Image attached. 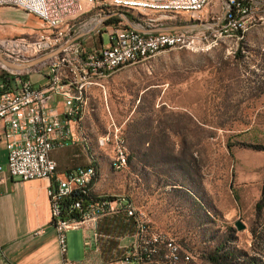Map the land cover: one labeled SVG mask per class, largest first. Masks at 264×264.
Here are the masks:
<instances>
[{"label":"rangeland","instance_id":"rangeland-1","mask_svg":"<svg viewBox=\"0 0 264 264\" xmlns=\"http://www.w3.org/2000/svg\"><path fill=\"white\" fill-rule=\"evenodd\" d=\"M251 1L255 7L239 41L222 32L224 0L208 3L216 10L211 15L207 9L171 13L155 22L148 20L158 14L147 7L89 4L66 21L70 28L92 24L88 48L95 36L104 41L109 26L184 32L191 42L95 77L84 91L80 121L81 137L99 164L113 157L99 137L114 130L115 151L127 154L126 167L114 170L111 195L100 196L126 195L151 230L189 253L181 264H211L206 255L216 246L234 254L221 264H264V0ZM0 23L7 34L41 25L10 6L0 8ZM188 25L200 26L178 30ZM30 79L43 83L40 74ZM236 220L243 229L235 228ZM65 246L67 261L83 260L80 228L65 232Z\"/></svg>","mask_w":264,"mask_h":264},{"label":"built area","instance_id":"built-area-1","mask_svg":"<svg viewBox=\"0 0 264 264\" xmlns=\"http://www.w3.org/2000/svg\"><path fill=\"white\" fill-rule=\"evenodd\" d=\"M116 1L106 0L105 7H111ZM139 7H147L156 11L155 22L164 19L168 14L176 12H197L199 7H207L211 0H133ZM233 2L237 19L241 15H250L249 4ZM88 4L96 0H0V7L10 6L36 16L40 20V28L32 29L27 34L0 36V54L12 66H19L39 61V56L61 46H71L83 53L80 62L101 72V65L109 61L112 54H121L137 48H145L148 40L135 39L124 30H115L109 26L104 41L101 35L95 36L100 45L87 49L80 44L72 46L73 35L86 34L90 22L80 27L63 29L65 17H72L76 12H85ZM207 14L216 13L213 5L206 8ZM139 12V11H136ZM224 11H222V15ZM53 21H61V28H53ZM1 26V23H0ZM200 25H188L178 30L192 29ZM236 29V28H235ZM94 38V37H92ZM72 87H64L58 78L57 70L40 74L45 78L43 85H35L28 78L10 79L0 77V136L5 150L4 169L9 178L18 180L45 179L50 182L55 172V162L49 157L50 150L62 148L68 143H75L71 135L72 108L78 104L77 89L81 85L80 75H74ZM60 102V108L53 101ZM116 130L99 137L102 145L108 146V153L113 155L115 166L119 170L125 168L123 157L115 152ZM88 165V164H86ZM0 162V171L2 169ZM82 176L81 166L64 173L47 187L50 223L55 230L61 264H75L65 259V232L89 226L107 215H122L130 219L134 225V240L120 255L99 264H181L190 259L186 251H182L169 235L150 229L149 219L138 210L126 195L92 196L89 187L76 190L75 199L65 205L66 188L74 186L75 180ZM2 178H0V182ZM83 197L87 198L83 204ZM111 199H124V206H111ZM36 230L35 233H39ZM82 243L88 245L87 235H83ZM1 254V247H0Z\"/></svg>","mask_w":264,"mask_h":264},{"label":"crops","instance_id":"crops-1","mask_svg":"<svg viewBox=\"0 0 264 264\" xmlns=\"http://www.w3.org/2000/svg\"><path fill=\"white\" fill-rule=\"evenodd\" d=\"M1 31V25L0 36L27 34L31 30L24 32V29L20 28L8 34ZM89 37L86 34H77L74 36L73 42L81 43L84 46ZM95 41V47L99 46L100 40ZM53 55L54 53H46L40 57V61L19 66H11L2 60L0 72L7 69L14 72L9 78H28L31 81V74L47 73L48 63ZM42 79L43 83L41 84L31 82L35 85H43L45 78L42 77ZM68 81L67 78L62 80V83L66 84L65 87H69ZM53 104L60 108L59 101L54 100ZM70 128L73 137H80L78 135L83 129L81 123L72 121ZM79 140L76 143H68L62 148L49 151V157L55 162V172L50 182L45 179L22 181L9 178L6 175L4 169L5 150L3 139L0 136V162L3 166L0 171V178H2L0 182V264H61L55 230L50 223L47 187L49 184H53L56 179L62 178L65 172L79 165H83L82 168L96 166L98 171L89 184L90 192L95 196L111 195L109 192L114 188L116 176L114 174L116 171L114 172L112 168L113 157L110 159V163L107 160L106 164H99L98 155L95 151H91L88 140L81 138ZM87 163L88 165H86ZM134 205L140 210L139 206L135 203ZM36 230H40V232L35 233ZM134 230L132 221L122 215H107L99 218L89 228L81 230V239L83 240L84 234L87 235L88 245L84 246L82 243L84 258L81 262L74 263L99 264L120 255L132 244Z\"/></svg>","mask_w":264,"mask_h":264},{"label":"bare ground","instance_id":"bare-ground-1","mask_svg":"<svg viewBox=\"0 0 264 264\" xmlns=\"http://www.w3.org/2000/svg\"><path fill=\"white\" fill-rule=\"evenodd\" d=\"M238 4H249V9L251 11L255 7L253 5V2L246 3L244 0H238ZM88 5H87V10H88ZM96 5L106 6V0H96ZM113 6H123L125 8L137 9L139 8V2L133 0H122V1L114 2V4H112V7ZM204 10H206V7H199L197 12H202ZM80 13L81 12H76L75 14L72 15V17L78 16ZM176 13H181V12H176ZM182 13H186V12H182ZM72 17H65V19L63 20V29H70V26L66 24V21ZM250 17L251 15L239 16V18L237 19V26H236L235 5L233 2H226V5L224 6V14H223L224 21L222 24V32L228 36H235L236 34H234V31L240 29L241 32L244 33V31L247 30V26L245 24L246 19ZM53 28H61V21H53ZM125 30L129 33V35L134 36L135 39L148 40V45L145 48H137L134 50L123 52L121 54L110 55L109 61H107L106 64L101 65L102 73L96 72L95 68L93 67H89L88 65L82 64L80 61L83 60V53H80L78 49L71 48V46H61L59 48H55L49 52H46L47 54L54 53V55L51 57L48 63V71L57 70V65H58V78L61 83L62 80L67 78L69 80L68 86L72 87V78L70 76L69 70H71L74 73V75L83 76L81 77V85L79 86V89H77V99L79 100L78 104L72 108L71 123L72 121L80 123L81 118L83 116V106L85 104V98H83L84 97L83 94L87 86L94 80L95 77H98L99 75L102 74H110L115 70H117L118 68H120L121 66L143 61L153 56L156 52L160 50L174 46H188L191 44V42L185 36L184 32H152V31L146 32L142 30H137L132 27ZM76 35L77 34L73 35V38ZM242 37H243L242 34H239L236 37V39H241ZM80 44L81 43L73 42L72 39V46H79ZM43 55L44 54H41L39 56V61H40V57ZM4 72L6 74L2 76L3 78H9V76L14 73L13 71L7 69H4ZM64 85L66 84H63V86ZM82 134L83 131L81 130L80 135H78L80 137L72 136L75 143L77 141H80L79 140L80 138L83 139L84 136L81 137ZM116 134H117V130H116ZM116 143H117V137H116ZM99 144L103 146L100 140H99ZM115 152L118 157H123L126 167V156L124 149L118 147ZM112 165L114 170L119 171V168L115 166L114 161ZM94 171L95 169L92 166H88L85 168L81 167L82 176L78 177L75 180L74 186H69L66 188V198L70 194L76 192V190H83L89 187ZM111 206H124V199H111Z\"/></svg>","mask_w":264,"mask_h":264},{"label":"trees","instance_id":"trees-1","mask_svg":"<svg viewBox=\"0 0 264 264\" xmlns=\"http://www.w3.org/2000/svg\"><path fill=\"white\" fill-rule=\"evenodd\" d=\"M246 3L247 2H251V0H244ZM123 9V8H122ZM126 9H129V8H126ZM110 21V20H109ZM108 21V22H109ZM234 34H236L235 36H233V37H237L239 34H242V36H243V32H241V30L239 29V30H236V31H234ZM237 41H239V40H241V39H236ZM6 73L5 72H0V76L2 77V76H4ZM125 151V150H124ZM125 156H126V165H127V154H126V151H125ZM112 164H113V160H112ZM94 169H95V171H94V174H93V176H92V179L96 176V174H97V171H98V168L96 167V166H93V165H91ZM112 168H113V165H112ZM113 170H114V168H113ZM119 171H121V170H119ZM92 196L93 197H95V195H93L92 194ZM75 197H76V192H74L73 194H70L67 198H65L64 200V202H65V205H68L69 203H70V201L71 200H73V199H75ZM86 199L87 198H84L83 197V204H85L86 203ZM256 207L257 208H259V206H257V204H256ZM221 250H222V247L221 246H216L215 248H214V250L212 251V252H210V253H208L207 255H206V259L211 263V264H221V262L222 261H224L225 259H229V258H232V257H234V254H233V251L232 250H230V251H224V252H221ZM256 264V262L255 261H252L251 262V264Z\"/></svg>","mask_w":264,"mask_h":264},{"label":"water","instance_id":"water-1","mask_svg":"<svg viewBox=\"0 0 264 264\" xmlns=\"http://www.w3.org/2000/svg\"><path fill=\"white\" fill-rule=\"evenodd\" d=\"M158 30H167V28H161V27H159V28H157V31ZM154 32H156V31H154ZM234 226H235V228L237 229V230H240V229H243V227H244V225H243V223L241 222V221H239V220H236L235 222H234Z\"/></svg>","mask_w":264,"mask_h":264}]
</instances>
